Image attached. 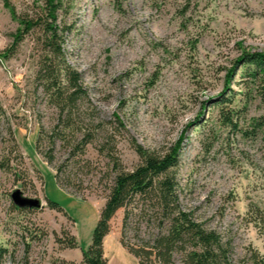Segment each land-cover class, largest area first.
Returning <instances> with one entry per match:
<instances>
[{
    "label": "rangeland",
    "instance_id": "obj_1",
    "mask_svg": "<svg viewBox=\"0 0 264 264\" xmlns=\"http://www.w3.org/2000/svg\"><path fill=\"white\" fill-rule=\"evenodd\" d=\"M6 2L20 15L43 6L0 0V53L18 28ZM57 18L68 28L64 61L85 92L69 128L36 75L34 34L0 60V164L10 166L0 169V264H81L114 178L109 149L129 171L139 162L132 141L156 153L179 143L181 208L231 243L232 261L250 249L264 256L248 222L250 206L264 211V95L246 99L241 83L244 54L264 52V0H62ZM52 134L63 139L50 147ZM16 190L40 206L17 210ZM109 229L107 264H139L127 247L158 233L146 217L124 223L122 209ZM69 237L76 248L66 247Z\"/></svg>",
    "mask_w": 264,
    "mask_h": 264
},
{
    "label": "trees",
    "instance_id": "obj_2",
    "mask_svg": "<svg viewBox=\"0 0 264 264\" xmlns=\"http://www.w3.org/2000/svg\"><path fill=\"white\" fill-rule=\"evenodd\" d=\"M6 6L10 8L11 17L17 22L18 28L12 34L10 46L0 53V60L12 57L25 36L34 34L41 51L36 75L49 104L58 110L60 118L64 114L63 128H69L73 107L84 97L85 92L79 73L65 63L63 58L64 35L68 28L58 23L57 13L62 7V0H43L42 8L32 16L18 14L7 2ZM244 56L246 67L241 80L245 92L243 95L246 99L253 91L264 95V52L245 53ZM223 120L224 123H232L228 116H224ZM257 123L255 121V125ZM57 136L52 134L47 139L50 147L54 145L55 137L63 139ZM89 142L87 138L85 143ZM131 147L139 162L129 171L123 169L118 157L110 154L114 148L109 149L107 155L113 164L114 178L100 209L91 243L81 252V264H107L103 241L109 233L110 220L121 209L124 211V223L133 215L146 217L156 224L158 230L151 243L147 242L138 248L127 247L129 253L139 260V264H264V256L253 249L248 250L238 262L232 261L231 243L224 241L215 231L204 228L193 218L192 213L181 208L174 173L178 163L179 143L164 153L145 149L135 141L131 142ZM103 150L102 147L101 152ZM46 161L51 164L53 158L47 156ZM0 169L8 171L10 166L0 164ZM59 170L57 168L55 171L56 181ZM46 202L49 209L62 211L57 203L47 198ZM14 207L19 211L33 209ZM248 218V222L264 240V211L250 206ZM63 233L68 237L66 232ZM57 242L63 243L61 238H57ZM66 247L76 248L73 237L68 238ZM6 252L0 246V261ZM175 254L181 257L178 262L174 261Z\"/></svg>",
    "mask_w": 264,
    "mask_h": 264
},
{
    "label": "water",
    "instance_id": "obj_3",
    "mask_svg": "<svg viewBox=\"0 0 264 264\" xmlns=\"http://www.w3.org/2000/svg\"><path fill=\"white\" fill-rule=\"evenodd\" d=\"M12 203L19 208L29 207V208H38L40 206L39 201L36 199H29L22 196L19 190L14 191L11 194Z\"/></svg>",
    "mask_w": 264,
    "mask_h": 264
}]
</instances>
